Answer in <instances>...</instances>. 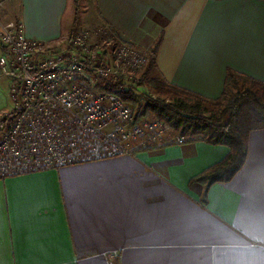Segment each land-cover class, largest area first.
Returning <instances> with one entry per match:
<instances>
[{"label": "crops", "instance_id": "0c3cea01", "mask_svg": "<svg viewBox=\"0 0 264 264\" xmlns=\"http://www.w3.org/2000/svg\"><path fill=\"white\" fill-rule=\"evenodd\" d=\"M1 1L2 18L22 19L27 36L47 44L88 31L74 28L70 0ZM91 7L84 15L94 41L107 27L150 51L157 44L149 78L208 99L223 94L229 69L264 82V0ZM9 84L0 72V117ZM229 151L186 138L0 179V264H264V129L250 132L244 166L211 185L206 204L205 187L190 185Z\"/></svg>", "mask_w": 264, "mask_h": 264}, {"label": "built area", "instance_id": "2783aa9c", "mask_svg": "<svg viewBox=\"0 0 264 264\" xmlns=\"http://www.w3.org/2000/svg\"><path fill=\"white\" fill-rule=\"evenodd\" d=\"M103 30L98 42L81 31L57 47L27 36L22 19L0 18V72L10 81V107L0 117V179L133 155L169 135L168 123L141 120L121 96L141 81L152 50ZM185 141L179 134L170 140Z\"/></svg>", "mask_w": 264, "mask_h": 264}, {"label": "trees", "instance_id": "16d2710c", "mask_svg": "<svg viewBox=\"0 0 264 264\" xmlns=\"http://www.w3.org/2000/svg\"><path fill=\"white\" fill-rule=\"evenodd\" d=\"M78 20L79 9L74 19L75 25ZM156 47L157 44L152 49V62L137 87L142 88L147 82L156 92L170 95L174 101L167 102L160 97L145 94L144 114H153L161 118L174 132L185 136L187 140L222 144L230 148L222 161L190 180V185L200 183L205 187L201 200L206 204L209 187L216 182L232 180L244 166L250 132L264 129V82L229 69L223 94L217 99H208L158 78H149ZM241 81L244 88L233 91L231 82L239 85ZM121 96L135 107L142 98L135 88L125 90ZM208 110L215 111L208 114Z\"/></svg>", "mask_w": 264, "mask_h": 264}, {"label": "rangeland", "instance_id": "374dc122", "mask_svg": "<svg viewBox=\"0 0 264 264\" xmlns=\"http://www.w3.org/2000/svg\"><path fill=\"white\" fill-rule=\"evenodd\" d=\"M70 4L73 7H75V16L77 15V9H79V20H78L76 25L74 24V28L76 30H78V29H88V32L93 31L92 26H91L93 24L89 23V17L84 15V14H86L89 11L88 9L91 10V8H92L91 7L92 6V0H70ZM75 16H74V19H75ZM0 18L2 20H4V21H10V20H17L18 19L17 17H14L12 19L6 20L5 18H2V16H0ZM77 32H79V31H77ZM74 33H76V32H74ZM92 41L93 42H98L99 40L98 41H94L92 39ZM0 47H1L2 51H3V48H2L1 45H0ZM2 51H1V53H2ZM242 83H243V81H241L239 83V85H238V84H236L234 82H231V89L233 91L243 89L244 87L242 86ZM134 88H135V90H136V92L138 94L142 95V98L138 101V106L137 107L133 106L137 116L141 120L145 119V118H148V119H150V118H159V117H157V116H155L153 114H147V115L144 114V108H145L144 106H145V103H146L145 98H144L145 94L151 95L152 97H160L162 99H165L167 102L174 101V99L170 95H166V94H162V93L156 92L154 87L149 85L147 82L145 83L144 86H142V88H138L137 86H134ZM214 111L215 110H212V112H210V110H208L207 113L208 114L209 113H213ZM159 119H161V118H159ZM176 134L177 133L174 132L172 130V128L170 127L169 135L167 136V138H163V141H161V143L170 142V140H171L170 138L175 136ZM161 143H159V144H161Z\"/></svg>", "mask_w": 264, "mask_h": 264}]
</instances>
